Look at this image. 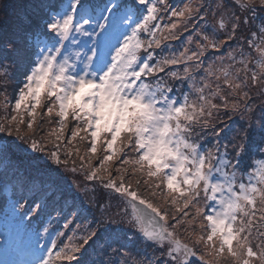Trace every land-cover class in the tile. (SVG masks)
<instances>
[{
    "label": "rangeland",
    "instance_id": "1",
    "mask_svg": "<svg viewBox=\"0 0 264 264\" xmlns=\"http://www.w3.org/2000/svg\"><path fill=\"white\" fill-rule=\"evenodd\" d=\"M60 1L0 0V201L46 218L38 226L61 241L58 264H264V0ZM110 26L109 63L93 64ZM174 79L192 143L131 88ZM220 156L227 189L213 178ZM243 169L260 172L244 188ZM133 200L162 218L167 238L145 237ZM5 235L11 264L45 263L34 249L20 260V231L13 244Z\"/></svg>",
    "mask_w": 264,
    "mask_h": 264
},
{
    "label": "trees",
    "instance_id": "2",
    "mask_svg": "<svg viewBox=\"0 0 264 264\" xmlns=\"http://www.w3.org/2000/svg\"><path fill=\"white\" fill-rule=\"evenodd\" d=\"M106 1L107 0H104L103 2H102V5L104 4V5H106ZM62 2V0L60 1V3ZM133 3V2H132ZM131 4V3H130ZM101 3H99L98 1L97 2H95L93 5H91V7L89 8V11H93V12H95V9H97L96 7H98V6H100V8H101ZM90 6V5H89ZM125 6V5H124ZM119 7V6H118ZM56 9L58 10V7H56ZM119 11L118 12H120V13H123L124 12V7H122V6H120L119 7V9H118ZM51 12V11H50ZM91 13V12H90ZM150 19L148 18V21H149ZM43 30H45V29H43ZM42 32H44V31H42ZM255 37H257L256 35H255ZM47 39H49V38H46V40ZM105 40H104V42H103V46H102V51L104 52V50H103V48H104V46H105ZM70 44H71V41H69L68 42V39L67 40H64V43L62 44V49L63 48H65V50H68L69 49V46H70ZM157 54H159L160 53V51L159 50H157V52H156ZM105 54V53H104ZM55 58H57L58 59V57L57 56H55ZM99 58H100V60H101V54L99 55ZM122 58V57H121ZM131 69H133V68H130V70ZM55 70H57L58 71V73L59 72H62V70L63 69H61L59 66H57L56 65V67H55ZM129 70V71H130ZM67 71H68V73L66 74V76H68L70 73H72V71L68 68L67 69ZM264 71V70H263ZM57 73V72H56ZM173 79V78H172ZM171 83V95L169 96V97H166V104L165 105H163L162 107H161V109L159 110V112L161 113V112H164L165 113V119H166V121H167V124H168V126L170 127V128H172L171 129V133L174 135V137H178V138H181L183 141L185 140L186 141V139H188V137H187V132H185L184 134L186 135V138L183 136V134H182V132H181V130H182V128H190V125H188V126H185V125H183V124H185V120H186V114L184 113V112H180V113H177L176 112V99H182V98H185V96H186V87H180L181 85L178 83V81H176L175 79L172 81V82H170ZM178 83V84H177ZM153 86H154V88H158V86H160V87H163V86H166V88H167V84L166 83H160V84H158V83H153L152 84ZM51 86V85H50ZM165 88V87H164ZM168 89V88H167ZM145 91L147 92V94L149 93H151V92H153V95L154 94H156V92L155 91H149V89L147 88V87H145ZM83 94V96H87V93L85 94V93H82ZM175 97V98H174ZM172 98H174L173 100H172ZM90 99H91V97H90ZM142 116V115H141ZM218 124V123H217ZM217 124H215V125H217ZM186 128V129H187ZM146 130V129H145ZM145 130H144V132H145ZM188 130V129H187ZM171 136V134L170 135H168V137H170ZM194 138V137H193ZM252 139V138H251ZM253 140V139H252ZM194 141V140H193ZM193 141H190L189 139H188V142L189 143H192ZM195 146V145H194ZM196 146H198V147H201V148H198L199 150H201V149H206V145H205V142L202 140V139H198V141H197V143H196ZM256 146H258V145H256ZM260 146H262V145H260ZM262 147H264V146H262ZM170 156H172V158H173V155L171 154ZM184 158V159H183ZM186 158H193V153H192V150H191V148L190 149H185V150H182L181 151V160H182V163H183V166H185L186 167V163L184 162L185 161V159ZM174 159V158H173ZM174 160H176V159H174ZM225 159H224V157H222V156H220V158H219V160H218V162H217V160H215V168H214V170L212 171V172H214L213 174V178H214V176L215 175H217L216 176V180H219V179H221L222 180V182H223V184H222V186H223V189L224 188H226L227 189V184H228V182L227 183H225L224 182V180H226V174H224L222 171H224V170H222V167L224 166V164L222 163V161H224ZM205 168V167H204ZM219 170V171H218ZM243 171V176L245 177V182H241L240 183V185H241V187L242 188H244L245 187V185H246V183H248V184H250L251 183V181L255 178V176H256V174H260V172H258L257 170H254V169H252V170H249V171H245V169H243L242 170ZM225 173H227L226 171H225ZM206 181H208V180H206ZM213 181V180H212ZM215 182H218V181H215ZM208 184H209V186H210V189L211 190H213L212 191V194H213V197L215 196L214 194H216V192H217V190H216V188L215 187H213V185H212V182H209L208 181ZM214 184V183H213ZM252 184V183H251ZM8 188H9V186L5 189V191H6V193H5V195H7V194H11V196H14L13 195V193H11L12 192V188L10 189V190H8ZM8 192V193H7ZM15 197V196H14ZM211 197V196H210ZM14 201H15V203L16 204H18V200H14L13 198H10V200H8V201H0V219L2 218V217H4L5 219H8L9 217H10V215H12V210H11V208H13V203H14ZM22 217L21 218V221H20V223H19V225H18V227H17V225H15V222L14 223H12L13 224V227H14V230L15 229H17V228H19V226H20V224L23 222V217H25L26 215H23V212L22 211H19L18 213H17V216H16V220L19 218V217ZM45 219L46 218H40L39 216H36L35 217V219L34 218H31L29 221H28V223L26 224L25 223V226H24V228H23V232L24 231H27V234L29 235L30 233H32L33 235H35L34 236V238H36V240H38L39 239V237H40V230H41V227H39L38 226V222H41L42 221V223L45 221ZM7 226L8 225H5L4 226V229L6 230L7 229ZM14 230L12 231V233L10 234V236H9V238H10V243H12L13 242V240H14ZM55 231V230H54ZM29 232V233H28ZM28 235L26 236V237H28ZM51 243V236H50V238L49 239H47V241H46V245H49ZM54 250H52L53 252L51 253V255L49 256V258H48V264H58L59 262H60V260H59V258L57 257V255H58V252L56 253V250L61 246V241L57 238L56 240H55V242H54ZM3 259H4V257H3ZM0 260H1V255H0Z\"/></svg>",
    "mask_w": 264,
    "mask_h": 264
},
{
    "label": "water",
    "instance_id": "3",
    "mask_svg": "<svg viewBox=\"0 0 264 264\" xmlns=\"http://www.w3.org/2000/svg\"><path fill=\"white\" fill-rule=\"evenodd\" d=\"M134 209L138 213L144 228L145 237L165 239L168 233L163 228V220L152 209L137 200H133Z\"/></svg>",
    "mask_w": 264,
    "mask_h": 264
},
{
    "label": "bare ground",
    "instance_id": "4",
    "mask_svg": "<svg viewBox=\"0 0 264 264\" xmlns=\"http://www.w3.org/2000/svg\"><path fill=\"white\" fill-rule=\"evenodd\" d=\"M125 5V4H124ZM123 5V7H124V12L123 13H125L126 11H127V6H130L131 4H129V5H126V6H124ZM120 7V5H117V7ZM89 20H91V21H93L92 19H89ZM139 20H141V19H139ZM148 20V19H147ZM113 22H115V21H113ZM147 23H148V21H147ZM147 23H143L142 25H144V24H147ZM73 26H75V24L73 25ZM73 26L69 29V31H68V33H67V35H66V37H65V39H68V38H72V34H73V32H72V30H73ZM151 26V25H150ZM89 27H91L90 25H87V28H89ZM129 28V27H128ZM153 27H151L150 28V30L152 29ZM110 31H111V26L109 27V30H108V33H107V35L110 33ZM64 39V40H65ZM105 42H107V41H105ZM231 44V43H230ZM110 46L111 45H109L108 46V51H109V49H110ZM246 52H252L253 51V44H252V42L249 40V39H246V41L242 44V46H241ZM160 62V58H157V61H156V64H158ZM259 64L258 65H256V67H258V68H260V63L261 62H258ZM262 65V64H261ZM203 67V66H202ZM201 68V65H200V63H199V69ZM261 69V68H260ZM177 81V80H176ZM167 88H168V91L170 92L171 91V84H167ZM175 98V97H174ZM174 98H172V100L174 99ZM185 103V98H182V99H176V107H178V106H180V105H182V104H184Z\"/></svg>",
    "mask_w": 264,
    "mask_h": 264
}]
</instances>
